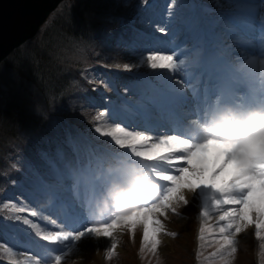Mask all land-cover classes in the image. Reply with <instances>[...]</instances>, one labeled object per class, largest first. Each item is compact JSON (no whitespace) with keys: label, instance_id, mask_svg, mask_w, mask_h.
Here are the masks:
<instances>
[{"label":"rangeland","instance_id":"374dc122","mask_svg":"<svg viewBox=\"0 0 264 264\" xmlns=\"http://www.w3.org/2000/svg\"><path fill=\"white\" fill-rule=\"evenodd\" d=\"M118 1H122L125 5H128L134 0ZM137 3L141 5L140 8L144 5L140 14L137 15V17L140 16L143 27L133 30L132 34L129 36H119L115 42L119 48L126 49V47H129V54L135 58V61L129 63L132 66L130 65L127 70L135 69L134 73H132L135 74L137 69H143L141 65L147 62L148 55H174L177 63L179 61H184V64L179 65L176 70L152 69L148 63L144 65V67H148V70L153 71V74H151L152 76H155L158 80L161 79L159 86L161 92L157 93L151 86L147 87L135 81L134 84H127L125 86L126 92L124 95H117L114 98L120 103L122 107L121 110L126 108L136 110V117H138L136 121L137 125H142L143 123L139 122L140 118L146 117L147 123L154 128L160 129V125H158L157 122H164L161 119L160 113L158 114L156 112L161 106L160 103L168 106L170 104L169 101H171L168 97L170 93H175L178 96L180 93L182 95L183 93H191L196 88V83L194 81H203V79L199 77V73L195 70L196 66L199 67L200 65L197 56L203 54V49L206 47V39L203 32H201L202 24L206 25L208 32L210 29L209 33H211V37L215 39L216 42L220 43V45H222L221 43L226 45L225 49H228L230 58L235 65L242 63V61L238 59V57H242L243 61L247 62L248 69L251 70L257 81L264 78V63L262 61L264 56L260 57V55H258V52L264 53L263 39L260 40V51L246 53L248 55H244L245 53L239 56L233 54L242 52L236 44L232 43L235 38L239 36H231L226 24L229 23L230 20V27H234L233 22L239 20L238 18L235 19L236 13L233 12L238 8L237 0H213V6L215 5L216 8L212 15H208V11L196 0H138ZM170 19L173 20L172 23H168ZM209 20L212 21V25H209ZM183 23L187 24V30L190 28L191 31H193L192 35L184 33L186 28ZM161 49H164V51H161ZM126 54L127 57L130 58L129 54ZM256 59H259V62H257ZM133 63H135L136 67H134ZM145 74L148 75L147 73ZM88 76L90 80L97 81L100 85L95 86L98 91L94 92V96L87 97L88 106L100 111L97 119L95 118L94 125L89 130L91 134L88 140L103 144V149L100 150H104L108 147V149L110 148V150L119 153L120 150L115 146L111 137L102 135V132L108 131L119 124L117 119H113L115 115L107 112L104 104V98L106 96H104L103 91H101L104 87H111L114 92L113 83L106 78L104 79L97 70L90 72ZM3 81L5 82V76L0 71L1 85H3ZM169 84H171L176 91L170 92ZM4 90V88L0 87V107L2 106V101L5 99ZM149 94H154L155 96L150 98ZM152 101H155V103ZM157 106L158 108L156 109ZM63 126L64 125L61 123L57 125L59 129ZM145 126L146 124H144L143 127ZM97 128H100L101 132H97ZM145 129H147L146 134L150 136L155 135L156 129L149 130V128L146 127L143 128V131ZM126 130L128 129L126 128ZM136 131H142V129H136ZM57 140L59 139L51 140V142L55 144L53 154L57 161H64L62 167L68 171V175H64L59 166H57V164L55 165L54 160L50 159L51 156L47 152H50L49 148H52V146H46L45 150L37 152L40 153L44 163L40 164L37 160H33L35 165L34 169L48 168L47 170L44 169L45 171L42 170V172H33L32 168L26 166L18 157H6V161L4 160L5 164L3 170L8 176H6L5 173L3 175L8 179H12L11 182H17L14 184V192L7 196L0 206V210L3 209L5 212L9 213L10 218H12L11 223L5 222L0 228V264H33L34 260H38L34 257L35 255H33L32 250L41 257L40 264H56L55 257L57 255L61 256V264H192V244H190L189 238L191 239V230L195 227L196 222L200 218L204 231L201 232L202 239L200 240V250L198 254L199 264H210V261L213 262L215 260L221 262L220 264H264V224H262L260 229V235H256V224L261 223L264 217H261L256 211H249L248 215L251 223H242L241 232L239 233H235L233 229L231 239H233L235 243L231 246L223 245V235L225 234H222L219 229L224 226L226 222L219 220V217L223 214L224 210L240 208L242 206L229 204L223 205L228 206L226 208H215L211 204L212 194L203 190L187 193L185 189L182 188L177 196L183 195L188 201L187 204H184L178 199H174L171 206L164 209L163 214L159 212L154 214V218L159 220L163 225L162 230L156 234L159 243L155 250L151 248L150 244L152 237V213H148L147 216L141 213L139 217L134 218V220H146L148 223L149 241L147 242L143 239V222L136 223L135 226L130 229L123 221L119 222L118 226L111 229V235L108 237L88 234L76 241L70 239L68 241L53 242L43 239L46 233L53 235L59 233L61 230H81L82 224L76 223L75 220L77 217L88 214L89 203L86 202V192L88 191L87 185L89 180L86 177L89 173H96L99 169V162L96 154L100 155V153L92 151L91 147L94 144L83 145V149H85V158L88 153L90 154V161H92L91 165H89V161H85L83 156V165H75L76 163L66 157L64 151L66 145L62 147L60 144H56ZM149 143L151 142L149 141ZM15 154L22 155L20 152L17 153L16 150ZM161 154H163V152H161ZM24 156L27 160L26 156H28V154L26 153ZM185 156H187L186 153ZM184 161L186 160H181V162ZM104 162L107 163L108 161ZM48 166H50V168ZM224 169L225 168H221L220 171ZM215 170L216 168L213 170L212 167H209L206 169L205 174L209 175ZM22 175L23 178L21 179ZM52 175L59 176L61 179H67L68 183H65L66 186L64 187L57 182V179L52 178ZM171 175L179 176L181 174L172 172ZM223 180L224 179H219L215 183L219 186L220 182ZM73 182H76L78 185V197L80 201H69V208L72 210V214L69 215V218L72 219L73 222L68 226H65L63 223V226L59 227L57 223H60L62 214L60 209L57 208L60 204L57 197H59V191L63 189L66 190L70 196H74L76 193L73 190ZM0 186H2V183H0ZM244 191L245 194H247V189ZM255 201L258 203L257 205H255ZM262 201H264V194L261 193L259 185H257L256 190H254L251 197H249V202L259 207ZM43 208H50L51 213H45ZM172 208H175V212ZM201 211H206L207 215L201 216ZM33 212L45 214L49 222L54 221L56 224L52 223V226L46 227L38 220H32L30 216H32ZM111 221L112 220H106L104 222L111 224ZM92 222V224L88 225L89 227H101V222ZM41 230H43V232ZM172 233H175V235H172ZM35 237H37V239L33 242L32 240L35 239ZM113 243L116 244L114 249L112 248ZM233 248L235 251H233ZM109 252L113 253L111 257L108 256ZM146 254H150L158 259L152 256H144ZM30 258L32 261L29 260ZM255 259H258L256 263Z\"/></svg>","mask_w":264,"mask_h":264},{"label":"trees","instance_id":"16d2710c","mask_svg":"<svg viewBox=\"0 0 264 264\" xmlns=\"http://www.w3.org/2000/svg\"><path fill=\"white\" fill-rule=\"evenodd\" d=\"M130 12L115 0H69L52 14L39 36L0 65L5 76L0 107V196L12 180L3 170L11 151L22 153L23 158L27 153V164L34 165L37 152L50 145L46 139L61 134L70 124L87 128L92 113L80 108L89 85L80 71L94 63L106 65L104 54L119 53L108 44L110 40L104 42L105 35L116 34L117 21L128 20ZM59 123L64 125L61 129Z\"/></svg>","mask_w":264,"mask_h":264},{"label":"snow or ice","instance_id":"6c2138e0","mask_svg":"<svg viewBox=\"0 0 264 264\" xmlns=\"http://www.w3.org/2000/svg\"><path fill=\"white\" fill-rule=\"evenodd\" d=\"M173 20H169L168 23H172ZM164 51V49H161ZM248 55V54H244ZM143 59V58H142ZM242 61L241 65L244 68H248L247 62L243 61L242 57H238ZM147 63L152 69H172L176 70L179 65H183L184 61H179L174 58V55H148ZM128 68V65L124 66ZM264 82V80H262ZM190 87V86H189ZM169 91L174 92L176 89L169 84ZM195 95V93H193ZM222 100L221 96H217L211 104L205 106L203 117L207 110L215 104H219ZM247 100L244 97H239L238 102L245 103ZM155 103V101H152ZM97 132H101L100 128L96 129ZM147 129L144 131H129L126 130V126L117 124L110 130L102 132V135L111 137L114 141L115 146L120 150L117 152H109L107 149L102 150L100 155L97 156L99 162V171H103L104 161L109 157H114L117 154H123L126 156L133 157L137 162L147 167L156 182L159 184L160 195L157 202L151 206H139L132 209L127 215L116 217L112 219L111 224L107 222H101V227H89L92 224L91 220L86 221L85 224L81 225V230L76 231H65L61 230L59 233L53 235L44 236L43 239L49 241H68V240H79L88 234H94L96 236L103 235L108 237L111 235V229L118 226L119 222L123 221L126 226L130 229L135 226L136 223H144V241H149V228L148 223L141 220H134L139 217L141 213L146 216L148 213H152L151 224H152V237H151V248L156 249L159 241L156 238V234L162 230L163 225L159 220L154 218V214L159 212L163 214L165 208L171 206L174 199L182 201L187 204L188 201L183 195H178V192L182 188H188L189 190L196 192L197 190H203L211 193V204L215 208H222L223 205H241L240 208H232L230 210H224L223 214L220 215L219 220L225 221V225L220 227L219 231L223 235V245H233L235 241L231 239L233 235V229L235 233L241 232L242 223H251L248 212L256 211L261 217H264V201H262L259 207H256L249 202L252 192L256 190L259 185V190L264 194V142H256L254 140L246 142L228 141V140H210V141H193V139L185 135L183 138L179 132L176 134H164L159 137H152L146 134ZM155 139L156 142L149 143V141ZM222 145L223 148L220 155L224 157V164L234 162L237 167L232 173L231 178L225 179L220 182L219 186L213 182L215 177L208 179L204 178V169L197 167L184 168L179 165H175V160H186L188 165H192V158L197 153L206 151L207 145L209 144ZM163 152V154H161ZM187 153V156H185ZM176 168L181 175L169 174L173 168ZM223 167V166H222ZM185 173H190L192 179L191 182L185 180ZM181 181H184L181 183ZM167 182V183H166ZM99 181L93 180L89 190L86 192V200L90 205L91 194L95 188L98 187ZM78 185H74V190ZM247 189V194H245ZM79 196V192H76ZM175 212V208H172ZM32 215H37L33 212ZM201 216L207 215L206 211H201ZM264 224V220L261 223L256 224L257 232L256 235H260V229ZM204 229L201 228V232ZM175 235V233H172ZM222 245V247H223ZM116 244H112L114 249ZM143 247V244H142ZM233 251L235 249L233 248ZM113 253L109 252L108 256L111 257ZM56 264H61V256L55 257ZM36 264H40L39 261Z\"/></svg>","mask_w":264,"mask_h":264},{"label":"clouds","instance_id":"9594fccd","mask_svg":"<svg viewBox=\"0 0 264 264\" xmlns=\"http://www.w3.org/2000/svg\"><path fill=\"white\" fill-rule=\"evenodd\" d=\"M233 95L207 110L188 130L193 141L228 140L264 142V78L257 81L248 68L236 64L232 69ZM247 96L245 103L238 102ZM98 187L91 194L88 214L94 222L127 215L132 209L160 195L159 184L151 171L133 157H109L103 171L97 170Z\"/></svg>","mask_w":264,"mask_h":264},{"label":"water","instance_id":"95a60500","mask_svg":"<svg viewBox=\"0 0 264 264\" xmlns=\"http://www.w3.org/2000/svg\"><path fill=\"white\" fill-rule=\"evenodd\" d=\"M63 0H0V62L33 38Z\"/></svg>","mask_w":264,"mask_h":264},{"label":"bare ground","instance_id":"6f19581e","mask_svg":"<svg viewBox=\"0 0 264 264\" xmlns=\"http://www.w3.org/2000/svg\"><path fill=\"white\" fill-rule=\"evenodd\" d=\"M241 21H244V19H241ZM185 28L186 25H185ZM189 30L186 29V31L184 33H189L192 35V32L190 28H188ZM254 29V28H253ZM253 29H250V30H253ZM254 31V30H253ZM254 36V34H252ZM189 39V38H188ZM241 44H245L244 42H242ZM256 61H259V59H257ZM263 63H264V59L262 60ZM261 61V63H262ZM203 64L205 65L206 63L203 61ZM199 81V80H197ZM197 81H194L195 83ZM227 85V84H226ZM217 92L220 93V96H223L224 94H226L227 92H229L228 88L227 87H223V88H220L218 90H216ZM173 96V95H172ZM127 116L123 117V121H124V124L126 126L128 125H134V122L133 120L131 119L132 118V115H129L128 113H126ZM203 116V115H202ZM143 120V119H142ZM141 120V121H142ZM193 122L192 125L194 124V122H197V121H191ZM149 128V127H148ZM223 146L221 145H214V144H209L207 145V149L206 151H203V152H199L196 154L195 157L192 158V165H188L186 161L184 162H181L179 160H175L173 161V163L175 165H179V166H182L184 168H190V167H197V168H203L205 171H204V178L205 179H208L210 177H215L214 181L213 182H216L218 181L219 179H229L231 178L232 176V173L234 172V170L236 169L237 165L234 163V162H229L227 164H224V157L222 155H220V152L222 150ZM187 154V153H186ZM187 166V167H186ZM223 166V167H222ZM209 167H212L213 170L214 168H216L215 171L211 172L209 175L205 174L206 172V169L209 168ZM220 168V169H219ZM221 168H225L224 170L220 171ZM174 169H176L174 167ZM174 169H172V171L169 173V174H172L173 173H179L178 171H175ZM185 176V180L188 181V182H191V175L190 173H185L184 174ZM53 177L56 179V176L53 175ZM64 181L62 180L60 183L62 184ZM184 181H181V183H183ZM74 185H76V182H73ZM185 191L188 193V192H191V190L188 191V189L184 188ZM59 197H57V200L60 201V210H62V218H61V221L60 223H64L66 224L67 226L71 224V222H73L71 219H69V214L71 212L68 211V207H69V204H68V201H77V200H80V198L75 195V196H70L66 190H60L59 191ZM61 197V198H60ZM68 200H64V199ZM257 201L259 202V200L257 199ZM257 201H255V205H257ZM45 213H51L50 211V208L48 209H44ZM32 220H38L42 225L46 226V227H49L51 226V224H56L54 221H50L48 222V219L46 217L45 214H37V215H32L30 216ZM88 220H92L89 216V214H85L84 216H81V217H77L76 219V223H86V221ZM59 226H61L59 223H57ZM44 230V229H43ZM43 230H41L43 232ZM46 233V232H45ZM47 234L49 235L50 233H46L45 236H47ZM35 239H37V237H35ZM37 256V255H36ZM37 260L40 262V259L38 258L37 256ZM32 261V260H30ZM36 260L33 261V264L35 263L36 264Z\"/></svg>","mask_w":264,"mask_h":264}]
</instances>
